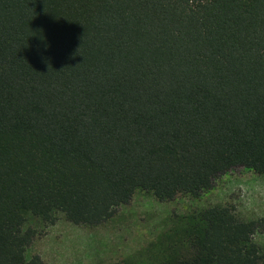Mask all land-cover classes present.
Instances as JSON below:
<instances>
[{
	"label": "trees",
	"instance_id": "16d2710c",
	"mask_svg": "<svg viewBox=\"0 0 264 264\" xmlns=\"http://www.w3.org/2000/svg\"><path fill=\"white\" fill-rule=\"evenodd\" d=\"M240 168L264 177V0H0V264ZM181 220L161 264H264V220Z\"/></svg>",
	"mask_w": 264,
	"mask_h": 264
},
{
	"label": "rangeland",
	"instance_id": "374dc122",
	"mask_svg": "<svg viewBox=\"0 0 264 264\" xmlns=\"http://www.w3.org/2000/svg\"><path fill=\"white\" fill-rule=\"evenodd\" d=\"M229 205L246 220H264V177L240 168L219 178L198 199L159 202L137 192L132 201L97 228L77 226L63 217L29 248L28 258L44 264H161L176 250L185 253L182 217L206 206ZM264 250V234L255 237Z\"/></svg>",
	"mask_w": 264,
	"mask_h": 264
}]
</instances>
